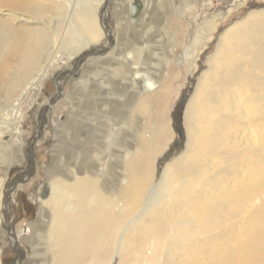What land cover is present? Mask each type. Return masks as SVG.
<instances>
[{
    "label": "bare ground",
    "instance_id": "bare-ground-1",
    "mask_svg": "<svg viewBox=\"0 0 264 264\" xmlns=\"http://www.w3.org/2000/svg\"><path fill=\"white\" fill-rule=\"evenodd\" d=\"M26 1L15 2L22 11L48 12L43 5L30 6L36 0ZM200 1L172 2L173 24L181 32L189 28L179 23L198 12ZM48 2L67 13L57 19L59 26L49 21L48 28L11 6L0 8L7 36L0 43V80L14 62L30 70L12 108L0 114V141L18 142L15 135L22 133L28 109L23 102L56 67L73 62L79 67L70 74H78L91 58L94 67H119L120 80L92 78L81 103L90 116L70 114L68 130L56 137L55 162L48 168L50 194L38 203L45 220L43 242L34 248L44 251L47 245L44 264H264V6L224 24L247 4L233 0L229 8L205 16L189 39L185 34L178 42V29L167 33L164 42L172 40V50L166 52L161 32L151 36L146 26L154 14L150 0L127 1L134 15L117 20V34L106 25L108 0ZM213 3L201 5L208 11ZM123 23L133 31L120 35ZM50 43L65 51L42 65ZM211 46L205 69L182 101L185 134L180 139L164 114L180 71H146L177 63L175 51L183 47L178 61L186 63L191 77ZM120 161L122 175L112 185L102 184L109 163ZM94 162L101 166L97 173L89 169ZM8 200V188L0 186L7 218Z\"/></svg>",
    "mask_w": 264,
    "mask_h": 264
},
{
    "label": "rangeland",
    "instance_id": "rangeland-1",
    "mask_svg": "<svg viewBox=\"0 0 264 264\" xmlns=\"http://www.w3.org/2000/svg\"><path fill=\"white\" fill-rule=\"evenodd\" d=\"M15 1L0 0V8L9 9L11 6V8L16 11H22L23 9H25L21 8L19 4L17 5ZM29 1L30 0L26 1L25 4H30ZM48 1L49 0H36L35 2L40 5L36 3L30 4V6L43 5L45 11L48 9V12L46 11L44 13L37 14L33 11H22L21 13L27 16H33L32 20L34 21L40 19L39 21L42 22V25L45 24V26L48 28H50V26L47 25L49 21H52L54 27L56 25L59 26L60 23L57 22V19H66L67 13L64 8L58 10L56 3ZM120 1L121 0H108L109 14L107 16L108 19L106 18V25L109 30L112 29V32H114V34H117L116 28L118 19L121 20V18H123L124 21H128L129 19H131V14L130 12H128L126 6L128 0H122L121 2ZM150 1L152 2L150 3L153 5L154 14L152 13L153 18L148 19L150 22L148 21L146 26L151 32V36H155L156 33L161 32V36L159 38L161 46H163V49L168 52L169 50H172V40L168 38L164 42V37L167 33L172 34L174 33V30L178 29V25L173 24V14L170 13L172 2H174L176 6L177 2L187 3L194 0ZM118 2L121 3V9L122 5L124 7V10L122 9L123 13L118 14L117 12L121 11V9H115V6ZM203 2L204 0H201L199 2V10L197 13L187 14V16L183 18L182 22L179 23L180 27L182 23L184 25H188L189 30L186 33L183 30L181 32L180 28L177 30L176 37L178 38V42L183 40L185 34L186 38L189 39V37L193 33L192 31L194 30V26L202 24L204 22L203 18L205 16H209L213 12H217L221 9H227V7L229 8L233 0H214V3L209 7L208 11H206L207 9L204 8L206 6L201 5L203 4ZM257 6H264V0H247V4L245 5V7H243L239 11H233L228 20L224 22V24L229 23L230 20H233L234 18L243 17L249 10ZM58 12L62 13V15H58ZM45 21L47 23H44ZM65 25L63 24V22L61 23V30L63 27H65ZM131 30L133 31V29H130V27H127V25L123 23L121 25V30L118 32L120 33V35H123L124 32L128 33ZM60 32L58 34H60ZM6 38L7 36H3V30H1L0 27V43H4L6 41ZM51 44L52 43H50V45ZM50 47L51 48L47 46L45 54L41 56L42 65L45 64L48 58L52 55L58 54L60 51H65V49L60 48L58 44H53ZM182 49L183 47H180L175 51L174 57L177 56V63L172 60L169 68H163V66H155L153 69L149 68L147 71L145 70L146 72L152 70L156 73L157 71L159 72L161 70L166 73L169 71H180L179 76L174 81V90L171 94L168 106L166 107L164 112L166 125L168 127H173L175 136H178L180 139L181 136L185 134L183 120L184 110L183 108H181L183 98L185 99L192 93L199 72L206 67L204 57L213 51V47L211 46L210 49L206 50L202 54L201 67L199 71L191 77L187 76L186 63H184V61H178V53H180ZM93 56L94 55H92L91 57ZM88 61H85L81 64V70L78 74V71L70 74V72L76 71V69H78L79 67L73 62L63 64L60 67H56L54 70H52V74H50V76L43 81V85L40 87V89H37L35 93H31L28 99L23 102V107L28 106V109L22 123V133L20 135H15L18 142L14 143L12 139L10 140L8 139V137H4L3 140L0 141V186L7 187L9 193V200L7 203L9 205L8 218L6 217L7 215H5L4 212L6 204L4 205V203H1L0 206V264H44V262L42 261V257L49 251L47 245H44V251L35 252V248L39 247L40 242L42 241L40 240V237H42L41 229L43 230L41 222L45 220L39 216L38 203L39 200L42 201L43 199L47 198H43V194H48V192L50 194L49 186L47 185L49 182L48 168L55 162L54 156L57 152L56 137L61 133V131L63 132L68 130V127L70 126V114L71 116L74 115V118L83 115L90 116V114L84 113V108L81 105L86 101L84 99L86 94L90 92L88 87L90 85V82L94 80L92 78L98 77L101 80H107L106 82L114 81V83H117V80H120L119 67L107 68L103 65L94 67L91 66ZM20 66L21 65L16 64V62L12 63V65L9 66L11 67L10 70L7 72V74H5L6 81L0 80V114L12 108L14 100L19 96L21 92L19 90L29 80L30 70L27 69L24 65L22 67ZM31 72H33V70ZM67 73H69V75L66 78L62 77ZM92 73H94L95 75L97 74V76H94V74ZM59 75L61 76V78L59 77ZM89 77L90 80H87V78ZM79 80L85 82V86L83 84L81 88H77L75 84ZM58 81L61 82L62 90H59L60 87ZM87 82L89 84H87ZM58 94L59 96L57 100L54 99V97H56V95ZM89 97L91 96H88V99ZM51 100L52 103L51 105H49ZM73 102L76 104L75 107L78 106L76 107L77 109H74V107H72V105H74ZM88 103L90 104V102ZM88 103L87 105L89 106ZM80 113L82 114L80 115ZM141 117L142 116H140V119ZM118 120L120 122V117H118ZM67 123L68 126L66 125ZM62 142L64 143L63 139ZM103 150L105 151V149ZM93 164L94 165L91 166L92 168L89 167V169L97 173V171L101 167L100 163L94 162ZM109 164L111 168L108 171L107 176L103 178L102 182V184L105 185L106 183H110L112 185L114 183V180H116L115 178L116 176H118V173L119 176H121L123 173V166L121 164V161L117 164ZM118 168L120 169L119 171ZM114 193L120 194V190L114 189ZM48 219L49 214L46 220ZM36 244L37 246L34 248ZM35 253L37 254V257H34Z\"/></svg>",
    "mask_w": 264,
    "mask_h": 264
},
{
    "label": "water",
    "instance_id": "water-1",
    "mask_svg": "<svg viewBox=\"0 0 264 264\" xmlns=\"http://www.w3.org/2000/svg\"><path fill=\"white\" fill-rule=\"evenodd\" d=\"M131 15H134V11L133 10L131 11Z\"/></svg>",
    "mask_w": 264,
    "mask_h": 264
}]
</instances>
